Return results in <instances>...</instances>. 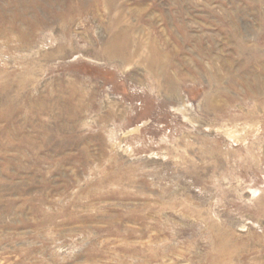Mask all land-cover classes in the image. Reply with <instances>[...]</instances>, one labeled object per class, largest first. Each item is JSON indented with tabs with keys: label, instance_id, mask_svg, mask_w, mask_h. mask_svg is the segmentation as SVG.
<instances>
[{
	"label": "rangeland",
	"instance_id": "1",
	"mask_svg": "<svg viewBox=\"0 0 264 264\" xmlns=\"http://www.w3.org/2000/svg\"><path fill=\"white\" fill-rule=\"evenodd\" d=\"M0 264H264V0H0Z\"/></svg>",
	"mask_w": 264,
	"mask_h": 264
}]
</instances>
